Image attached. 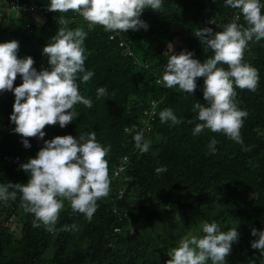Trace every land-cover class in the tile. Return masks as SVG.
Returning a JSON list of instances; mask_svg holds the SVG:
<instances>
[{
  "label": "trees",
  "instance_id": "obj_1",
  "mask_svg": "<svg viewBox=\"0 0 264 264\" xmlns=\"http://www.w3.org/2000/svg\"><path fill=\"white\" fill-rule=\"evenodd\" d=\"M11 1L0 0V7ZM261 11L264 14V8ZM36 13L44 15L40 25L29 22ZM34 14L3 11L0 43L17 41L18 57H32L33 67L40 71L49 67L43 47L63 27L60 18L68 20V29L82 28L85 70L94 75L87 83L78 75L77 84L92 107L75 105L78 116L66 127L46 126L45 136L28 138L30 147H25L10 120L14 93L0 92V185L27 183L29 173L21 165L36 156L44 141L94 131L98 143L111 146V191L97 201L91 221L65 200L53 232L33 225L34 215L21 206L19 192L15 201H0V264H166L168 252L180 240L194 230L203 235L205 221L216 222L221 231L238 232L225 264H264V254L251 247L256 239L251 229H264V39H253L244 50V62L258 70L256 90L235 89V103L248 114L240 129L243 143L207 128L193 135L195 124L201 123L193 105L207 104L203 77L196 79L192 94L178 86L169 89L162 81L170 54L189 51L201 63L214 55L196 30L208 27L215 33L230 23L248 27L241 10L225 0H162L159 11L146 8L141 13L146 30L127 32L107 31L72 11L48 8ZM218 66L227 70L226 64ZM21 83L17 75L14 86ZM100 87L107 94L97 97ZM152 103L155 115L149 119L144 111ZM165 108L182 122H161L159 113ZM136 133L150 141L148 152L136 148ZM212 139L218 141L214 153L208 148ZM124 157L126 165L121 164ZM119 166L124 170L115 173ZM160 166L167 170L157 174ZM71 225L78 230H63Z\"/></svg>",
  "mask_w": 264,
  "mask_h": 264
},
{
  "label": "clouds",
  "instance_id": "obj_2",
  "mask_svg": "<svg viewBox=\"0 0 264 264\" xmlns=\"http://www.w3.org/2000/svg\"><path fill=\"white\" fill-rule=\"evenodd\" d=\"M225 2L241 10L248 27L230 23L215 33L208 27L196 30L195 35L211 48L214 55L201 63L189 51L170 54L162 81L169 89L178 86L192 94L197 87L196 79L203 77V98L207 104L197 102L193 105L192 110H198L197 119L201 121L195 124L193 135L207 128L243 143L240 129L248 114L235 103V89L254 92L258 86V70L244 62V50L253 39H264V14L261 11L264 5L260 0ZM146 8L159 11L162 0H50L49 4V11L79 13L90 24H99L110 32L146 30L148 25L140 19ZM59 23L63 27L51 38L52 42L43 47L49 67L40 71L33 67L32 57H18L17 41L0 43V92L14 93L10 120L15 124L14 131L24 138L25 147H30L28 138H43L46 126L59 124L61 128L66 127L78 116L75 105L92 107V100L81 95L77 84L78 75L82 83H87L94 75L85 70L86 33L82 28L68 29V20L63 17ZM169 51L171 53V46ZM225 64L227 70L218 66ZM17 75L22 83L14 86ZM96 94L102 97L107 92L100 87ZM159 118L161 122L171 121L172 125L182 122L170 108L162 110ZM133 139L142 153L149 151L151 143L142 133H136ZM217 143L216 139L210 141V152L216 151ZM110 149V145L105 147L97 142L94 131L81 134L79 138L58 135L46 140L36 156L21 165L29 173L27 183L0 185V201H15L19 192L21 206L25 212L34 215L33 225L39 227L42 224L49 232L56 230L65 200L74 212L82 213L91 221L98 207L97 201L111 191L107 160ZM127 162L128 158L124 157L121 164ZM166 170L160 166L155 172L160 174ZM201 228L202 236L190 235L168 252L171 258L166 264H207L209 260L211 264H225L232 243L238 239L236 228L225 232L216 222L207 221ZM63 230H78V226H64ZM251 235L256 237L251 241V247L264 254V229L252 228Z\"/></svg>",
  "mask_w": 264,
  "mask_h": 264
},
{
  "label": "built area",
  "instance_id": "obj_3",
  "mask_svg": "<svg viewBox=\"0 0 264 264\" xmlns=\"http://www.w3.org/2000/svg\"><path fill=\"white\" fill-rule=\"evenodd\" d=\"M49 3H42L38 0H12L9 2L3 9L0 7V14L3 11H6L7 13H13L15 14H26L28 16H31L35 12H42L43 10H46L49 8ZM30 23L26 22L25 26L29 27ZM124 52H128L129 50H126ZM130 54V53H129ZM145 114H147V118L153 119L155 115V110L153 108V103L151 107L144 111ZM121 167L119 166L115 173L121 171Z\"/></svg>",
  "mask_w": 264,
  "mask_h": 264
},
{
  "label": "rangeland",
  "instance_id": "obj_4",
  "mask_svg": "<svg viewBox=\"0 0 264 264\" xmlns=\"http://www.w3.org/2000/svg\"><path fill=\"white\" fill-rule=\"evenodd\" d=\"M13 14H15V12H13ZM32 21L34 23L40 25L44 21V15L42 13H36L33 16H31V18L29 19V22H32ZM190 235L200 236L199 234H197L196 230H194L192 233H190Z\"/></svg>",
  "mask_w": 264,
  "mask_h": 264
}]
</instances>
